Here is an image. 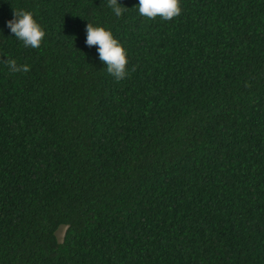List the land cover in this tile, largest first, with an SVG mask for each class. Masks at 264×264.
Masks as SVG:
<instances>
[{"label": "trees", "instance_id": "1", "mask_svg": "<svg viewBox=\"0 0 264 264\" xmlns=\"http://www.w3.org/2000/svg\"><path fill=\"white\" fill-rule=\"evenodd\" d=\"M119 3L0 0V264H264V0H181L171 21Z\"/></svg>", "mask_w": 264, "mask_h": 264}, {"label": "clouds", "instance_id": "2", "mask_svg": "<svg viewBox=\"0 0 264 264\" xmlns=\"http://www.w3.org/2000/svg\"><path fill=\"white\" fill-rule=\"evenodd\" d=\"M108 7L117 17H122L126 8L119 0H108ZM181 0H139V13L149 19L160 17L171 21L182 14ZM8 28L14 36L22 41L24 47L39 49L47 33L34 19V14L25 10H14V19L8 21ZM88 47L97 46L100 60L107 65V72L117 82L129 77L127 67L130 61L126 56L124 47L114 38L113 34L103 27H94L92 23L86 26ZM10 72L27 73L31 70L29 65H18L16 60L7 59ZM131 71H135L133 67Z\"/></svg>", "mask_w": 264, "mask_h": 264}, {"label": "rangeland", "instance_id": "3", "mask_svg": "<svg viewBox=\"0 0 264 264\" xmlns=\"http://www.w3.org/2000/svg\"><path fill=\"white\" fill-rule=\"evenodd\" d=\"M63 232H64V228H62V229H60L59 231H58V237L61 239L62 238V236H63Z\"/></svg>", "mask_w": 264, "mask_h": 264}]
</instances>
